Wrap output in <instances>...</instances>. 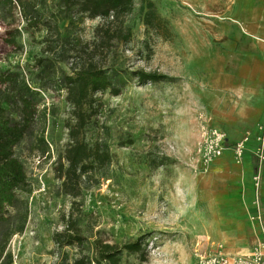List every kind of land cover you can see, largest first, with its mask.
I'll use <instances>...</instances> for the list:
<instances>
[{
	"label": "rangeland",
	"instance_id": "374dc122",
	"mask_svg": "<svg viewBox=\"0 0 264 264\" xmlns=\"http://www.w3.org/2000/svg\"><path fill=\"white\" fill-rule=\"evenodd\" d=\"M152 1L162 23L148 18L149 8L135 0L125 18L131 38L110 43L109 58L129 74L120 94H95L103 105L85 137L90 144L106 143L113 158L108 167L89 172L79 195L61 192L57 174L69 141L65 123L72 106L66 89L42 92L57 113L48 120L45 152H32L28 139L19 146L33 188L20 192L29 216L25 230L10 241L12 264H58L64 257L72 263L82 256L91 264H111L96 259L93 248L55 242L54 232L64 228L71 212L91 242L141 239L142 249L124 250L118 264H199V253L243 252L253 243L255 192L237 175L241 167L223 158L203 169L194 150L204 125L221 124L245 101L241 86L253 83L255 64L264 60V16L258 15L264 0ZM57 3L47 4L57 10ZM15 17L8 24L0 18L3 69L32 62L57 34L78 44L92 41L104 23L76 13L49 30L28 26L18 8ZM13 27L22 31L17 38L22 50L5 42ZM60 65L71 71L67 60ZM139 69L167 78L141 83ZM240 130L234 126L231 132Z\"/></svg>",
	"mask_w": 264,
	"mask_h": 264
},
{
	"label": "trees",
	"instance_id": "16d2710c",
	"mask_svg": "<svg viewBox=\"0 0 264 264\" xmlns=\"http://www.w3.org/2000/svg\"><path fill=\"white\" fill-rule=\"evenodd\" d=\"M57 1V10H53L47 4L48 0H0V18L7 24L16 20V8L28 26L40 28L45 25L49 30L56 28L63 19L73 20L76 13H87L91 18L104 20L92 41L78 44L69 36L61 38L57 34L48 40L44 53L32 62L6 69L0 66V264L13 263L10 241L15 234L25 230L29 216L28 201L20 196V192L29 193L33 186L19 146L28 139L32 152L37 149L45 152L48 120L57 113L55 106H47L42 92L61 93L66 89V100L72 106L71 116L65 123L69 141L59 155L57 168L61 192L79 195L90 178L89 172L108 167L113 158L106 143L90 144L86 140L85 129L103 105L95 94L110 90L118 95L126 83L128 71L115 66L109 58L110 43L113 39L119 43L131 38V27L125 24V18L132 11L135 0ZM141 1L149 8L147 17L162 23L153 8V1ZM114 23L117 26L112 30L110 27ZM21 35L22 31L13 27L8 30L5 42L22 50L23 46L17 41ZM64 60L69 63L70 72L60 65ZM135 74L141 83L167 78L165 74L144 69L136 70ZM53 237L59 246L77 244L82 249L93 248L96 259L111 264H118L124 250L142 249L140 238L123 244L100 238L91 242L72 212L65 219L64 228L55 231ZM91 263L90 258L82 256L72 263L64 257L58 264Z\"/></svg>",
	"mask_w": 264,
	"mask_h": 264
},
{
	"label": "crops",
	"instance_id": "0c3cea01",
	"mask_svg": "<svg viewBox=\"0 0 264 264\" xmlns=\"http://www.w3.org/2000/svg\"><path fill=\"white\" fill-rule=\"evenodd\" d=\"M260 10L261 12L258 15L264 16V6H262ZM255 66L256 67L254 68V70L257 71V73L253 83L251 84L247 82L241 86L240 95L245 99V101L243 104H240L239 110L231 115H226V120H222L221 124L209 123V125L211 126H217L223 129L227 135L228 140V148L219 158L214 160L209 168L213 167L218 159L229 158L234 161L236 165L241 167L240 171H236L237 175L243 178V180H246L248 186L252 187L253 190V177L258 171V160L255 156V151L259 145L258 136L261 132L260 125L264 124V60H259V62L255 64ZM234 126H239L241 130L238 133L233 134L231 132V129ZM246 134L250 135V140L247 143L246 153L243 161L238 163L235 160L233 148L231 146ZM261 200L263 207L262 222L251 220V236L253 239V243L248 247L246 251L243 252L250 251L259 241L264 240V168L262 171ZM255 211L256 208L254 204H252L250 218L251 214H254Z\"/></svg>",
	"mask_w": 264,
	"mask_h": 264
},
{
	"label": "built area",
	"instance_id": "2783aa9c",
	"mask_svg": "<svg viewBox=\"0 0 264 264\" xmlns=\"http://www.w3.org/2000/svg\"><path fill=\"white\" fill-rule=\"evenodd\" d=\"M260 134L258 136L259 145L255 151L258 160V171L253 177L255 197L253 204L256 208L254 214H251V220L262 222L263 207L261 200L262 171L264 168V124L260 125ZM250 135L246 134L241 139L232 144L235 160L240 163L243 161L247 143ZM227 135L225 131L217 126L204 125L200 137L195 145V158L197 163L203 169L209 166L219 158L228 148ZM199 264H264V240L259 241L248 252H225L223 250L214 253L197 254Z\"/></svg>",
	"mask_w": 264,
	"mask_h": 264
}]
</instances>
